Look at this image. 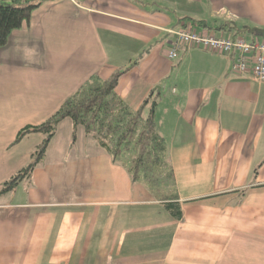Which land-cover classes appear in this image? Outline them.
I'll use <instances>...</instances> for the list:
<instances>
[{
  "label": "crops",
  "instance_id": "crops-1",
  "mask_svg": "<svg viewBox=\"0 0 264 264\" xmlns=\"http://www.w3.org/2000/svg\"><path fill=\"white\" fill-rule=\"evenodd\" d=\"M184 25L252 40L264 0H45L9 33L0 187L46 138L14 142L21 128L92 75L122 72L115 92L153 110L182 216L64 118L30 175L0 194V264H264V82L235 73L233 53L181 46L169 58V31Z\"/></svg>",
  "mask_w": 264,
  "mask_h": 264
},
{
  "label": "trees",
  "instance_id": "trees-1",
  "mask_svg": "<svg viewBox=\"0 0 264 264\" xmlns=\"http://www.w3.org/2000/svg\"><path fill=\"white\" fill-rule=\"evenodd\" d=\"M43 1L0 0V47L6 44L12 30L28 22L33 9ZM121 74L116 72L104 80L92 75L47 120L21 128L14 142L30 132H41L46 138L31 153L33 160L2 183L0 194L13 189L30 175L59 121L69 118L73 134L81 129L86 137L111 156L113 162L125 168L135 189L162 201L171 216L180 219L182 210L174 194L167 146L154 128L153 110L145 109L146 104L133 110L116 94L115 87Z\"/></svg>",
  "mask_w": 264,
  "mask_h": 264
},
{
  "label": "built area",
  "instance_id": "built-area-1",
  "mask_svg": "<svg viewBox=\"0 0 264 264\" xmlns=\"http://www.w3.org/2000/svg\"><path fill=\"white\" fill-rule=\"evenodd\" d=\"M169 32L173 35V42L167 53L169 58H175L181 46L222 54L233 53L235 73L248 74L254 81L264 82V38L245 40L239 36H214L198 33L189 25Z\"/></svg>",
  "mask_w": 264,
  "mask_h": 264
},
{
  "label": "water",
  "instance_id": "water-1",
  "mask_svg": "<svg viewBox=\"0 0 264 264\" xmlns=\"http://www.w3.org/2000/svg\"><path fill=\"white\" fill-rule=\"evenodd\" d=\"M249 33L256 34L262 38H264V29L253 27L248 29ZM154 103L151 104V108L153 109Z\"/></svg>",
  "mask_w": 264,
  "mask_h": 264
},
{
  "label": "rangeland",
  "instance_id": "rangeland-1",
  "mask_svg": "<svg viewBox=\"0 0 264 264\" xmlns=\"http://www.w3.org/2000/svg\"><path fill=\"white\" fill-rule=\"evenodd\" d=\"M253 38L262 39V38H260V37H258V36H254ZM81 131H82V130H81ZM36 149H37V148H36ZM36 149H35V150H36ZM35 150H34V151H35ZM31 159L33 160V157H32Z\"/></svg>",
  "mask_w": 264,
  "mask_h": 264
}]
</instances>
